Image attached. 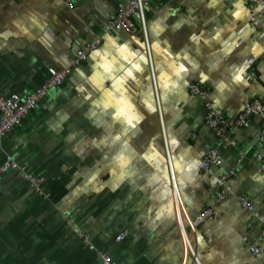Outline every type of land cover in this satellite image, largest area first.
<instances>
[{"label": "crops", "instance_id": "1", "mask_svg": "<svg viewBox=\"0 0 264 264\" xmlns=\"http://www.w3.org/2000/svg\"><path fill=\"white\" fill-rule=\"evenodd\" d=\"M132 1L0 0V97L35 93ZM145 18L146 37L139 24L104 35L1 139L0 166L10 156L44 185L38 194L17 172L0 176V264H104L101 253L113 264H188L185 236L200 264H264L248 248L264 252V228L238 199L264 217L263 122L217 138L188 92L200 84L237 118L264 88V24L249 25L243 0H151ZM210 150L221 166L205 172ZM230 174L219 202L214 177ZM205 209L217 218L194 229Z\"/></svg>", "mask_w": 264, "mask_h": 264}, {"label": "built area", "instance_id": "2", "mask_svg": "<svg viewBox=\"0 0 264 264\" xmlns=\"http://www.w3.org/2000/svg\"><path fill=\"white\" fill-rule=\"evenodd\" d=\"M151 0H133L129 5L119 8L115 18L103 28V34L95 41L86 43L80 49H77L72 58L69 60V66L64 70H54L48 68L46 70L47 79L42 86L33 94L26 96L23 99L15 95L9 97H0V141L1 139L21 126L22 121L33 111L35 108L45 100L50 91L61 87L66 79L71 75L72 70L80 67L86 60L87 56L96 51L102 44V38L110 31H122L128 34L137 32L139 24L141 31L146 37V18L145 11ZM246 8L249 12V25L254 28H260L264 24V1L263 0H243ZM68 10H72V7L67 5ZM138 21V23H137ZM190 95L203 100L206 115L205 121L207 126L213 131L217 138L224 139L227 131H234L242 128L246 125L249 119L256 117L259 118L264 125V88L261 95L246 104L239 116L233 120L226 117L221 111H219L214 102L210 99V92L206 90L200 84L190 85L188 87ZM263 135V134H261ZM260 142L262 150L259 155L256 156L257 162L264 164V136H260ZM226 141V140H225ZM231 144V143H230ZM221 166V157L217 153V150H210L206 153L204 161L201 164V168L205 172H209L212 168H219ZM7 172H17L21 174L25 181L38 193L42 194V187L44 180L34 177L28 170L21 168L10 157L6 156L4 162L0 166V176ZM261 174L264 176V170H261ZM229 176H223L215 178L216 190L215 195L219 202L224 201L230 195L231 190L229 187ZM264 195V189H263ZM240 204L252 213V218H258L264 228V217H258L253 212V207L247 199L239 197ZM218 213L214 209H205L199 215H197L192 221V227L197 229L205 221L212 218H217ZM69 227L72 229L71 220L64 217ZM74 232L83 238V235L79 234L77 230ZM264 234V231L263 233ZM126 237V233H123L117 237V241H121ZM186 247L189 252L190 264H200L198 252L195 247L194 241H190L185 236ZM249 251L252 255L264 263V252H262L256 246L250 245ZM100 258L104 264H113L111 258L105 253L100 254Z\"/></svg>", "mask_w": 264, "mask_h": 264}, {"label": "water", "instance_id": "3", "mask_svg": "<svg viewBox=\"0 0 264 264\" xmlns=\"http://www.w3.org/2000/svg\"><path fill=\"white\" fill-rule=\"evenodd\" d=\"M190 263H192V262H190V260L188 261V264H190Z\"/></svg>", "mask_w": 264, "mask_h": 264}, {"label": "rangeland", "instance_id": "4", "mask_svg": "<svg viewBox=\"0 0 264 264\" xmlns=\"http://www.w3.org/2000/svg\"><path fill=\"white\" fill-rule=\"evenodd\" d=\"M21 168H24V167H21ZM25 170H27L26 168H24Z\"/></svg>", "mask_w": 264, "mask_h": 264}, {"label": "bare ground", "instance_id": "5", "mask_svg": "<svg viewBox=\"0 0 264 264\" xmlns=\"http://www.w3.org/2000/svg\"><path fill=\"white\" fill-rule=\"evenodd\" d=\"M138 26V25H137ZM149 51V50H148ZM19 97V96H18ZM46 100V99H45ZM23 122V121H22ZM1 142V141H0Z\"/></svg>", "mask_w": 264, "mask_h": 264}]
</instances>
